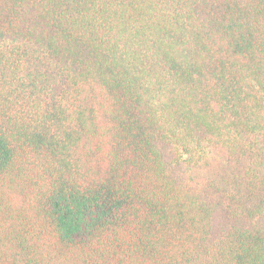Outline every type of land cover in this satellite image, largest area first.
<instances>
[{
  "label": "trees",
  "instance_id": "trees-1",
  "mask_svg": "<svg viewBox=\"0 0 264 264\" xmlns=\"http://www.w3.org/2000/svg\"><path fill=\"white\" fill-rule=\"evenodd\" d=\"M0 264H264V0H0Z\"/></svg>",
  "mask_w": 264,
  "mask_h": 264
}]
</instances>
